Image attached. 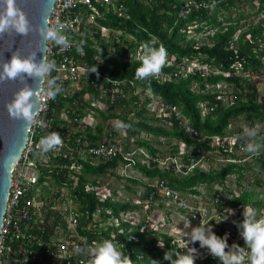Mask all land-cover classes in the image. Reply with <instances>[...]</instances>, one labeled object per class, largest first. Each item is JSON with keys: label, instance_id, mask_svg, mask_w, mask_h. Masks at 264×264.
<instances>
[{"label": "trees", "instance_id": "obj_1", "mask_svg": "<svg viewBox=\"0 0 264 264\" xmlns=\"http://www.w3.org/2000/svg\"><path fill=\"white\" fill-rule=\"evenodd\" d=\"M215 1L207 0V3L214 4ZM113 2L116 5L123 4L127 8L129 18L121 19L109 12L96 18V23L113 33H118V38L106 40L101 37L100 30L92 27L91 35L88 29L83 31L85 36L79 39V47H82L85 52V57L81 58L82 62L88 63L92 68L96 66L98 75L113 81H126L122 85V90L126 94L125 98L117 97L112 105H109L106 100H100V102L107 103L111 109L118 108L121 113L117 115L111 112L105 115L99 109L92 107L91 102L85 101L84 96L91 94L95 99H98L99 92L92 85L84 83L78 92H74L66 98L56 96L53 99L51 104L56 108L57 117L62 115L63 109L69 108L74 110V116L83 115L88 108L93 109L97 111V115L102 121H107L110 118L119 119L122 115L123 122L131 126L126 129L129 138L122 144L126 150L131 147L130 141L132 140L130 138H136L144 133L159 139L166 138L170 142L176 140L183 143L191 151L189 157L186 155L182 157L184 162L187 158L196 159L202 151H214L215 148L212 149L209 146L210 137L226 136L225 130L234 119L242 118L249 128L255 124L264 123V96H259L255 85L251 84L249 80L242 81L241 77L236 76L237 73L247 75L264 73V34L262 29L264 20H260L254 26H249L235 38L237 30H240L239 23L250 14L241 10L240 0H218L217 6L192 11L189 15H181L180 12L187 0H113ZM250 5L249 8L253 10L254 14L264 13V0H260L256 7ZM101 11L103 10L101 9ZM191 30L195 33L203 32L206 38H201L200 41L194 38L188 39ZM153 39H155L157 47L163 44L167 50L166 66L163 67L158 77L138 81L135 79V69L139 66V61L131 56L136 55L140 43ZM110 49L113 50L112 53H110ZM171 58L174 61L168 64ZM193 61L197 64V70L194 73H188L183 78L181 71L184 72L188 63ZM203 68L209 72H205ZM215 70L221 74H213ZM222 74H228L229 77H224ZM90 77L88 82L93 79V76L90 75ZM100 81H96V84H100ZM130 83H133L134 87L141 91V94L148 92L151 95L150 98H146L144 106L142 103L140 104L138 96H133L134 88L129 86ZM220 83L233 85L232 104L224 105L223 96L220 93L211 92V94L209 92V86H217ZM156 100L159 105L164 107L167 105L176 106L180 114L188 119L190 126L197 134L205 136L206 139L200 141L197 138H190L178 120L172 119L168 129L163 126L147 124L143 114L148 111L149 106L155 104ZM201 105L207 109L212 108V110H208L207 114L202 115ZM131 113L136 119L134 122L128 119ZM165 113H168L166 109ZM155 120L166 122L167 118L160 117ZM102 126V124H98L95 127L99 135L103 132ZM89 138L92 140L91 137ZM132 144L145 148L152 156L159 154L158 150L142 139L134 140ZM170 153L174 156L177 155L178 148L172 146ZM119 160L126 163L121 157L96 166L83 161L51 159L50 168L40 167L42 173L40 182L46 181L59 188L67 187L70 198L74 200L79 213L77 231L87 237L88 242L113 239L119 242L120 250L129 255L133 264H152V260L158 261L159 264H169L163 259L166 251L173 248L184 253L186 249L179 247L178 242L174 241L172 237L152 232L151 222L144 220L138 224H131L128 221L120 220L121 212H132L139 209V206L130 202H119L112 197L100 200L95 191L87 190L89 183L91 186L99 185L96 181L98 177L109 172L113 173L118 168ZM72 164L77 167L79 172L69 170ZM134 169L148 180L162 179L168 182L169 187L181 194L198 195L199 192L195 189L201 185L210 189L213 185L224 186L226 178L234 174H238L240 179L241 172L245 167L228 164L219 170L207 173L194 169L184 177H179L168 171H161L156 166L147 168L139 162H136ZM252 170L255 172L264 170V152L258 156L257 166ZM72 176L76 178L74 186ZM128 181L133 185L142 184L138 180L128 179ZM147 190L149 189L143 191V200L149 198L151 191ZM252 195L249 192L235 194L230 201L224 202L225 206L217 203L216 207L235 211L237 221L241 222L243 220V205H251L255 210L264 205V198L259 202L256 199L253 200ZM154 200H159V197L155 196ZM150 209H153V204ZM96 213H99L102 222H106V225L99 227L98 222H94ZM43 217L45 223L49 221L48 223L53 226L60 223L63 228L66 227L56 211H49ZM51 218H54L53 222ZM114 219L118 220V223H115ZM39 226V224L34 225L35 228ZM234 227L236 224L232 226L233 232H235ZM214 233L216 234V231ZM222 235L217 234L220 237ZM233 243L243 247L242 241H235L228 234L229 246ZM160 244H163V247ZM188 246L201 251L206 249H201L199 242ZM27 247L36 251L39 257L44 260L48 258L45 247H38L35 243H27ZM52 248L54 249L53 246ZM227 250L225 249V251ZM197 264H221V262L218 258L208 255L205 259L199 260Z\"/></svg>", "mask_w": 264, "mask_h": 264}, {"label": "built area", "instance_id": "obj_2", "mask_svg": "<svg viewBox=\"0 0 264 264\" xmlns=\"http://www.w3.org/2000/svg\"><path fill=\"white\" fill-rule=\"evenodd\" d=\"M259 1L240 0V4L243 7L248 2H251L250 4L256 7ZM217 3L218 0L214 4H208L207 0H187L180 12L181 15H189L192 11L205 10L209 6H217ZM109 12L121 19L129 18L127 8L123 4L116 5L113 0L55 1L49 19L53 25L57 26L58 31L69 37L72 43V47L64 51L53 45H48L47 47L48 58L55 60L57 65V70L53 71L52 76L58 78L57 82L63 88V91L57 95L58 97L66 98L74 92H78L81 87L73 89V86H82L84 83L92 85L99 92L98 99H95L91 94L84 96L85 101H90L91 106L99 110L100 105H107V103L112 105L117 97H126L122 90V85L126 81H113L97 73L90 72L92 67L81 60V58L85 57V52L83 50L82 53L77 52V47L80 45L79 39L85 36L83 33L85 29L89 30L90 35L93 33L92 27L100 30L101 37L106 40L118 38V33H113L96 23V18H100L104 13ZM59 25H63V27L60 28ZM235 38H237V33ZM137 52L131 58L136 59ZM97 60L99 59L97 58ZM173 61L174 59L171 58L168 64ZM194 68L187 67L184 72L181 71L182 77L185 78L188 73H192ZM204 70L209 72L207 69ZM90 75L93 76V79L88 82V79L91 78ZM225 75L228 76V74ZM98 80H101L100 84H96ZM129 86L134 88L133 96L141 94V91L135 88L133 83H130ZM100 100H106L107 103L100 102ZM52 101L53 99L42 97L38 102L41 109L38 117L40 123L33 124L28 129L25 148L19 161L11 171L6 211L0 233V264H86L88 257L74 254L73 249L77 245L81 247L86 245L93 246V243L88 242L87 237L77 231L79 213L77 205L70 198L67 187L59 188L46 181L40 182V177L42 176L40 167L50 168L51 159L62 158L65 161H83L96 166L121 157L126 163L118 161L120 175H126L127 169L132 168L136 162H140L146 166L154 164L162 170L172 169L175 174L180 176H185L197 164L207 160L206 155L202 153L196 163L186 165L182 159V155L185 154L184 151L181 152L179 157L166 156L159 158L151 156L144 148L136 146H131L130 149L126 150L122 145L123 143L104 126H102L103 132L100 135L95 130L98 125L96 123L97 111L88 108L83 115L74 116V110L69 108L63 109L62 115L57 117L56 108L51 104ZM230 104H232V99ZM109 105L107 106L109 107ZM165 109L168 112L165 113V117L169 124L172 123V119L178 120L192 139L198 138L197 132L190 126L188 120L180 114L176 106L167 105ZM208 110L211 111L212 108H205V112H208ZM48 131L58 132L62 136L63 144L54 150L43 153L37 149L36 145ZM215 140L216 145L227 153L243 154L245 151L243 144H239L235 149L237 141L227 142V146L224 144L226 139L215 138ZM180 146L185 150L183 144H180ZM245 160L246 158L234 160L230 157H219L217 161L240 163ZM43 161L45 162L44 164ZM69 170L79 172L74 164L69 167ZM71 178L74 180V186L76 178L73 176ZM145 183H147L146 189L151 191L149 198L144 200L146 210H150L151 204L162 200V202L167 203L168 206L173 207L182 215L185 213V219L190 224L198 226L201 219L204 221V218H202V206L190 204L178 192L169 187L166 181H146ZM87 190L95 191L100 200H103L96 186H90ZM155 196L159 197V200H154ZM231 198L232 194L223 195L219 192L214 196V203L216 205L217 203H224ZM67 203L68 206H66ZM62 206L65 207L62 208ZM49 211L58 212L66 227L63 228L60 223L56 226L48 223L49 221L45 223L43 216ZM53 220L54 218H51L52 222ZM149 221L151 220L149 219ZM36 224L40 226L35 228L34 225ZM89 227L91 226L89 225ZM34 229H36V232H34ZM236 235L238 234L234 232L230 234L233 239L237 237ZM239 238L241 239L242 237L239 235ZM27 243H35L38 247H45L48 258L44 260L39 257L36 251L27 247Z\"/></svg>", "mask_w": 264, "mask_h": 264}, {"label": "clouds", "instance_id": "obj_3", "mask_svg": "<svg viewBox=\"0 0 264 264\" xmlns=\"http://www.w3.org/2000/svg\"><path fill=\"white\" fill-rule=\"evenodd\" d=\"M59 27L62 28L63 25H59ZM33 31H35L40 37V44L42 46L40 51L44 52V56L39 62L36 61V51L30 52L27 56H21L19 50L14 51L12 53L10 60L0 62V69H2L0 70V82H4L8 80H13V81L19 80L20 83L23 84V87H21L18 91L14 93L13 99L6 104L8 114L11 118L16 120H21L26 125L29 126L40 123V121L38 120L41 110L38 105L40 99L42 97L47 99H55V97L63 91L62 85L57 82L58 78L52 76L53 71L57 70V65L55 60H50L48 58L47 55L48 45L59 47L61 51H64L72 47V43L70 42L69 37L67 35L63 34L61 31H58L57 26L53 25V23L50 21L49 18H45L42 24L33 26L28 20L26 13L23 11L22 8L18 6L17 0H0V35H4V34L11 35L12 33H15L21 36H27L30 32ZM77 52L82 53V47H77ZM167 55L168 53L166 48L163 46V44H160L159 47H157L155 39L140 43L139 50L136 56V59L139 61V66L135 69V79L138 81H145L148 80L149 78L158 77L161 74L163 67L166 66ZM195 70H197V66ZM90 72L97 73L96 66H94L90 70ZM192 73H194V71ZM213 74H221V73L215 70ZM222 75L224 77H229V75L228 76H226L225 74ZM236 76L241 77L240 73H237ZM27 78H31L34 82H38V83L36 84L35 87L29 86L26 83ZM45 84L47 85L46 87ZM148 95L150 98L149 93ZM155 102H157V100ZM162 107L165 110V107L163 105ZM205 108L206 107L204 105H201L202 115L207 114V112H205ZM163 118H165V116H163ZM165 121L168 123L167 120ZM114 126L117 129H127L131 127L130 125L125 124L122 121H117ZM246 133L249 136L255 134L254 130H248V129H246ZM227 136L228 135L224 137H219V136L210 137L209 146L212 149L215 148L214 151H210V150L202 151L200 155L196 157V159L191 158L190 160V158H187V160H185V163L187 162L186 165L196 163L197 159L201 156L202 153L206 155L207 160L206 162H201L197 164L186 175L191 173L194 169H199L200 171L203 172L202 170L203 164L209 163L213 161L215 158L217 159L219 157H223V158L230 157L234 160L242 159V158L247 159L246 152H244V155L237 153L231 154V153H227L226 151L222 150L218 145H216L215 138H219L220 140L226 139L224 144L228 146ZM197 137H198L197 140L200 141H204L206 139V137L202 135L200 136L198 135ZM62 144H63L62 136L58 132L48 131L46 135H43L40 138L36 147L41 152L47 153L51 150H54L58 146H62ZM180 144L183 143L178 142L177 144H173V146H176L178 148V153L175 156L172 153H169L166 155L155 154L153 155V157H159V158H164L166 156L179 157L181 155L179 148L180 147L183 148L182 146H180ZM239 144L240 143L237 142L235 149ZM184 148H185V154L182 155V157L185 155L189 157L191 154L190 149L187 148L185 145ZM255 150H256V146L254 144L251 143L248 144L247 151L254 152ZM230 155H233L234 157H231ZM241 163L243 162L227 163L223 167H225L228 164L241 166L240 165ZM155 166L156 165L153 164L151 166H146V167L151 168ZM132 168L134 169V166ZM132 168L126 170L125 172L126 175L119 174L120 175L119 177L125 179H132L129 178V176L127 175V171ZM156 168L159 169L157 166ZM117 169H119L118 172L120 173V168L118 167ZM159 170L168 171L171 174H175L172 169L170 170L159 169ZM178 176L184 177L180 175ZM146 180L153 182L162 179H153V180L146 179ZM146 184L147 183L145 182L143 184L144 190L147 187ZM167 184L169 183L167 182ZM215 191L217 192L213 194V198L215 194L220 192L219 190H214V192ZM176 192H178L180 196L183 199H185L179 191ZM193 196H200V194ZM142 201L144 200L142 199ZM221 204L225 206L224 203ZM135 205L140 207L143 206V204H135ZM218 209H223V210L225 209V211L226 212L229 211L230 214L232 211L231 209L224 207ZM127 215L128 214H124V218H126ZM242 216H243V220L238 223L236 222L237 219L235 217L234 219L236 220H234L233 225L236 224V227H234V231H235L234 233L240 235L243 238L245 242V247H240L236 243H233L231 246H229L227 233H225L223 237L217 236L212 230L211 225L209 223L205 224L204 221L201 219L200 224L198 226L194 225L195 227L191 228L190 233H186L185 235L188 236V241L182 245V248L186 249V252L181 253L177 251V249L172 248L171 250L166 251L164 253L163 259L165 261H168L169 264H195L197 249L195 247H189L188 245L194 244L195 242H199V247L201 249L206 248L209 253L208 255H211L213 258H218L221 264H264V215H261L259 218H257L256 210L251 205H243ZM115 220L116 219H114L113 221L115 222ZM120 220L125 221V219H122V217H120ZM115 223H118V220ZM241 239L239 238L235 241H241ZM160 246L163 247V244H160ZM225 249L228 250L225 251ZM73 252L76 255L87 256L88 259L86 261V264H133V260L129 257V255L128 254L126 255L124 252L120 250L119 242H116L113 239H104L100 242H93V246L86 245L84 247H81L80 245H77L74 247ZM174 256L176 257L175 259L173 258ZM152 264H159V262L156 260H152Z\"/></svg>", "mask_w": 264, "mask_h": 264}, {"label": "rangeland", "instance_id": "obj_4", "mask_svg": "<svg viewBox=\"0 0 264 264\" xmlns=\"http://www.w3.org/2000/svg\"><path fill=\"white\" fill-rule=\"evenodd\" d=\"M249 6H251L250 3H247L241 8L244 13L250 14L247 15L248 17L246 19L239 23L240 30H237V36L240 34V32H243L249 26H254L255 24H258L260 20H264L263 13L259 12L257 14H254L253 10H250ZM262 29L264 34V25H262ZM189 38H194L195 40L200 41L201 38H206V35L203 32L195 33L191 30L188 39ZM112 52L113 50L110 49V53ZM188 64L189 68H194V66H197L194 61ZM240 76L242 81L249 80L251 84L255 85L259 96H264V73L261 75H247L240 73ZM77 87L81 86H73V89H76ZM209 92L220 93L223 96L224 105H228L233 93V85L221 83L217 86H209ZM138 96L140 104L142 103V105L144 106L146 98H149L148 93H142ZM100 111H102L105 115H108L111 112L117 115L121 113L118 108L111 109L107 105H100ZM120 116L121 118L119 119L110 118L107 121H102L99 116H96V123H101L108 131L112 132L117 137V139L121 141V143H124L127 138H129L127 132L125 131V129H117L114 126L117 121L123 122L122 115ZM163 116H165V110L161 105H159L158 101L155 102L153 106L149 107L148 111L143 114V117L145 118L147 124L151 126H163L168 129L170 128V125L167 122L155 120V118L158 119ZM128 119H131L133 122L136 120L132 113L128 116ZM246 129L254 130L255 134L252 136L247 135ZM225 134L228 135L227 140L229 143L237 141L238 143L243 144L245 147L244 152L247 153V159L240 164L241 166L245 167V169L241 172V178L239 179L238 174L229 175L224 182V186L213 185L211 189L207 188L204 185H201L195 189L197 192H200V196H190L188 194H182V196L190 204L202 206V218H204L205 224L209 223L212 229H214L213 231H216V235H225V233L229 235L232 234L233 231L231 229L233 226V222L237 218L234 219L235 211H231L230 214L229 211L226 212L225 209H218L216 207L213 198L214 190H219L223 195L229 193L233 195H239L242 192H249L254 195H252V199H256L259 202H261L264 198V170L260 172H255L252 170V168L257 166L258 156L261 154V152H264V123L255 124L252 128H249L244 123V120L242 118H237L229 123L227 129L225 130ZM139 139L148 142L153 146V148L158 150L159 154L163 155L169 154L173 144L178 143V141L176 140H172L170 142L166 138L159 139L158 137L146 135L144 133L136 138H130V140H132L133 142L134 140ZM132 141H130V144L132 147H134ZM250 143L256 146V150L254 152L247 151V146ZM179 150L180 152H185V150L181 147L179 148ZM217 159L215 158L213 161L203 164V172L207 173L212 170H218L225 164H227L224 161L218 162ZM44 163L45 162L43 161V164ZM118 171L119 169L115 170L113 173L109 172L106 175L98 177L96 179V181L99 183V185H96L97 191L101 195V198L104 199L106 197H112L114 200H119L124 203L130 202L134 204H143V208L140 209V211L129 213L126 218L122 219H125V221H128L131 224H138L143 222L144 220L145 222H151L153 229L152 232H159L161 234H166L172 237L174 241L178 242L179 247L182 248V245L188 241V236H185L186 233H190L191 228L195 227L194 224H190V222L185 219V213H183L182 215L173 207L168 206L167 203L165 204L164 202H162V200L154 203L153 209L147 213L148 210H146V208L144 207L145 203L141 199L144 194L143 184L147 180L144 179L138 173V171L132 168L127 171V175L129 176V178H132V180H141L140 182L142 183L140 185H133L128 181V179L119 177L120 175ZM90 186L91 183L88 184L89 188ZM113 192H115V195H113ZM66 206H68V203ZM64 207L65 206H62V208ZM256 213L257 218H259L261 215H264V205L257 207ZM149 219L151 221H149ZM94 221L98 222L99 227L106 225V222H102V217L98 215V213L95 215ZM236 236L237 237L234 240L239 239V235ZM241 241L243 247H245L243 238L241 239ZM208 254L209 253L207 249H205L204 251L197 250L195 264H197L199 260L204 259Z\"/></svg>", "mask_w": 264, "mask_h": 264}, {"label": "water", "instance_id": "obj_5", "mask_svg": "<svg viewBox=\"0 0 264 264\" xmlns=\"http://www.w3.org/2000/svg\"><path fill=\"white\" fill-rule=\"evenodd\" d=\"M55 1L17 0V4L26 13L30 23L36 26L42 24L45 18H49ZM41 47L40 37L35 31L27 36L15 33L0 35V62L10 60L12 53L17 50L21 56L36 51V61L39 62L44 56V52L40 51ZM26 83L35 87L38 82L27 78ZM21 87L23 84L19 80L0 82V233L6 211L11 171L25 148L30 128L23 121L11 118L6 108V104Z\"/></svg>", "mask_w": 264, "mask_h": 264}, {"label": "crops", "instance_id": "obj_6", "mask_svg": "<svg viewBox=\"0 0 264 264\" xmlns=\"http://www.w3.org/2000/svg\"><path fill=\"white\" fill-rule=\"evenodd\" d=\"M97 119V118H96ZM119 201V200H118ZM119 202H121V201H119ZM124 203V202H123ZM133 204V203H132ZM143 208V206L142 207H140L139 206V209H137V210H134V211H132V212H121L120 214H119V217H122V218H124V214H129V213H135V211H140V209H142ZM151 208V207H150ZM151 210V209H150ZM150 210H148L147 211V213L148 212H150Z\"/></svg>", "mask_w": 264, "mask_h": 264}]
</instances>
